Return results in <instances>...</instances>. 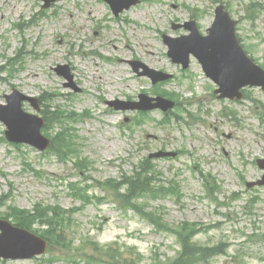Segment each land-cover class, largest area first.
<instances>
[{
  "label": "rangeland",
  "instance_id": "rangeland-1",
  "mask_svg": "<svg viewBox=\"0 0 264 264\" xmlns=\"http://www.w3.org/2000/svg\"><path fill=\"white\" fill-rule=\"evenodd\" d=\"M259 1L141 0L114 17L104 0H57L48 8L42 0H0V103L16 88L63 109L56 129L67 128L63 135L76 149L66 158L15 146L0 121V217L18 219L15 209L36 202L57 205L67 237L38 257L0 264H116L95 245L136 254L142 264L169 262L181 252L175 231L185 223L197 229V244L217 252L195 264H264V185L246 186L264 173L256 163L264 158V90L247 89L241 101L218 99L197 59L182 69L161 36L187 34L172 25L190 18L204 34L216 5L224 4L244 49L264 68ZM130 59L171 74L156 90L176 100L172 110L149 111L137 123V111L106 104L152 95L150 80L133 71ZM58 64L67 65L61 71L80 91L54 70ZM24 108L36 112L28 102ZM162 148L177 154L151 163L159 198L142 195L136 212L124 207L104 182L116 185ZM82 158L87 165L75 167L72 160ZM31 228L42 233L46 226Z\"/></svg>",
  "mask_w": 264,
  "mask_h": 264
},
{
  "label": "water",
  "instance_id": "water-1",
  "mask_svg": "<svg viewBox=\"0 0 264 264\" xmlns=\"http://www.w3.org/2000/svg\"><path fill=\"white\" fill-rule=\"evenodd\" d=\"M113 12L118 14L123 8L135 4L137 0H107ZM48 6V2L44 7ZM216 17L212 26L208 29L207 36H201L195 23L190 21L185 24L191 30L188 36L177 39L164 36L169 47L168 55L174 62L182 63L183 67L188 64L189 53H192L201 63L206 75L211 77L219 88V97L241 98L239 88L246 85H257L264 89V70L256 65L244 52L235 35V21L230 19L222 5L216 10ZM153 82L165 79L167 76L152 70L146 72ZM7 104H0V120L7 130L6 137L14 142H27L40 150L49 145V140L40 134L43 120L35 115H29L22 111L21 102L29 100L37 109L36 99L25 96L17 90L5 95ZM137 105L116 106V108H139L152 109L159 107L167 110L173 106V102L157 97L155 99L141 96ZM155 100L156 103L150 104ZM168 155L167 153H156L151 156ZM260 167H264L261 160ZM257 184H264V176ZM255 183H248L252 186ZM0 256L4 258L30 257L40 254L46 249V241L23 229L12 228L6 222L0 221ZM11 230V232H9Z\"/></svg>",
  "mask_w": 264,
  "mask_h": 264
},
{
  "label": "trees",
  "instance_id": "trees-1",
  "mask_svg": "<svg viewBox=\"0 0 264 264\" xmlns=\"http://www.w3.org/2000/svg\"><path fill=\"white\" fill-rule=\"evenodd\" d=\"M262 7L261 4H258ZM264 7V6H263ZM48 110V109H47ZM44 110L45 122L53 117L54 113ZM46 113V114H45ZM57 135L55 138H58ZM66 138V136H64ZM62 140H65V138ZM58 140V139H56ZM64 148H66V145ZM71 147V146H68ZM54 148V145H53ZM154 166L135 169L131 175H123L122 180L111 187L115 192V196L123 202L126 206H133L137 209L136 199L142 195L156 196V192L159 191L160 186H156L152 169ZM123 187L121 194L120 188ZM120 202V203H121ZM16 216L17 224L20 227L30 228L35 222L44 225L47 228L43 230V236L48 240L50 245H63L67 237L63 230L62 224L66 221L64 218L65 211L60 210L59 206H42L37 204L33 211L17 210ZM190 224H183L179 229L175 231L178 237V241L181 244V252L177 253L169 262H158L154 264H195L205 262L213 254H216L215 247H202L193 240V236L197 233L196 228H192ZM95 252L99 256H106L113 259L116 264H140L139 258L135 255H123L114 250L111 246L100 248L95 245Z\"/></svg>",
  "mask_w": 264,
  "mask_h": 264
},
{
  "label": "bare ground",
  "instance_id": "bare-ground-1",
  "mask_svg": "<svg viewBox=\"0 0 264 264\" xmlns=\"http://www.w3.org/2000/svg\"><path fill=\"white\" fill-rule=\"evenodd\" d=\"M32 76L33 77H36V76H38V74L37 73H34V74H32ZM111 87L112 88H117V84H111Z\"/></svg>",
  "mask_w": 264,
  "mask_h": 264
}]
</instances>
